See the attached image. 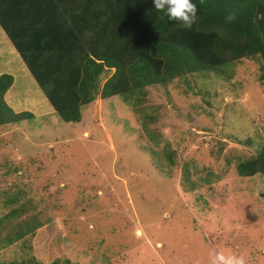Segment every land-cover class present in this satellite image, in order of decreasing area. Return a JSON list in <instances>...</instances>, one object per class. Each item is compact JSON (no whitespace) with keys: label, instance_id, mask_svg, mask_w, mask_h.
<instances>
[{"label":"rangeland","instance_id":"374dc122","mask_svg":"<svg viewBox=\"0 0 264 264\" xmlns=\"http://www.w3.org/2000/svg\"><path fill=\"white\" fill-rule=\"evenodd\" d=\"M259 65L96 97L76 123L13 75L7 100L33 117L0 125V264H209L212 250L264 264V176L234 168L264 142Z\"/></svg>","mask_w":264,"mask_h":264},{"label":"trees","instance_id":"16d2710c","mask_svg":"<svg viewBox=\"0 0 264 264\" xmlns=\"http://www.w3.org/2000/svg\"><path fill=\"white\" fill-rule=\"evenodd\" d=\"M192 2L198 11L189 29L157 12L154 0H0V27L59 118L76 123L80 107L96 97L200 71L220 73L221 66L243 58L259 60L264 78V0ZM12 80L0 74V125L33 117L5 102ZM165 156L171 160L169 152ZM234 168L238 176H264V142ZM22 211L12 208L3 219ZM24 223L7 244L40 221Z\"/></svg>","mask_w":264,"mask_h":264},{"label":"clouds","instance_id":"9594fccd","mask_svg":"<svg viewBox=\"0 0 264 264\" xmlns=\"http://www.w3.org/2000/svg\"><path fill=\"white\" fill-rule=\"evenodd\" d=\"M154 8L157 12H164L169 20L181 22L183 27L189 29L198 11L192 0H154ZM209 264H247V260L243 254L212 250L209 253Z\"/></svg>","mask_w":264,"mask_h":264},{"label":"crops","instance_id":"0c3cea01","mask_svg":"<svg viewBox=\"0 0 264 264\" xmlns=\"http://www.w3.org/2000/svg\"><path fill=\"white\" fill-rule=\"evenodd\" d=\"M1 73H9L12 75V77H14L15 75L22 74L24 75L23 76L24 78H27V75H28L31 78V80L33 78L32 76H30L31 74L26 68L18 52L16 51L14 46L11 44V42L7 38L3 29L0 27V74ZM12 83H13V80H12ZM12 85L13 84H11L10 87L4 93V100L6 99L5 102L10 105L13 111H18L19 110L18 108H20L19 106L20 104L15 102L14 100H11V101L7 100V97L9 94L8 92L11 90ZM38 101H39V98H38Z\"/></svg>","mask_w":264,"mask_h":264}]
</instances>
